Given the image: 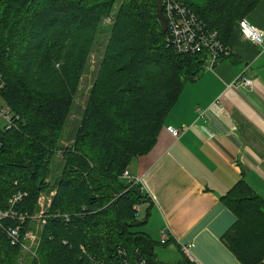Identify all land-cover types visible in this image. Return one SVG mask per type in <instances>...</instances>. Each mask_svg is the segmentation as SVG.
<instances>
[{"label":"trees","instance_id":"16d2710c","mask_svg":"<svg viewBox=\"0 0 264 264\" xmlns=\"http://www.w3.org/2000/svg\"><path fill=\"white\" fill-rule=\"evenodd\" d=\"M117 1L0 0V99L21 118L19 130L0 126V209L21 194L15 210L33 216L39 197L55 191L37 259L28 264H194L185 256L159 260L155 248L162 244L140 231L134 210L145 196L137 182L123 178L134 159L154 148L185 82L207 62L205 52L180 55L168 47L157 19L161 0H121L75 139L61 146L103 18ZM179 1L225 45L261 2ZM58 152L63 168L51 182ZM222 201L237 219L225 244L242 264H264V200L241 181ZM32 225L28 220L23 227ZM20 253L0 228V264H19Z\"/></svg>","mask_w":264,"mask_h":264},{"label":"crops","instance_id":"0c3cea01","mask_svg":"<svg viewBox=\"0 0 264 264\" xmlns=\"http://www.w3.org/2000/svg\"><path fill=\"white\" fill-rule=\"evenodd\" d=\"M245 19L264 32V0ZM227 46L229 56L185 82L154 148L128 167L145 196L140 231L173 238L155 248L164 263L180 262L181 245L193 244L194 264H242L223 240L237 219L222 197L243 181L264 200V49L238 24ZM242 77L252 89L230 87Z\"/></svg>","mask_w":264,"mask_h":264},{"label":"built area","instance_id":"2783aa9c","mask_svg":"<svg viewBox=\"0 0 264 264\" xmlns=\"http://www.w3.org/2000/svg\"><path fill=\"white\" fill-rule=\"evenodd\" d=\"M163 13L167 20V32L165 33V41L168 47L172 48L176 54L180 55H194L205 52L207 54L206 68H213L221 59L226 58L230 54V48L225 45L218 34V32L203 20H201L188 6L179 0H161ZM238 27L241 30L244 38L264 49V32L255 29L244 18L238 22ZM2 79V74H0ZM254 81L242 77L236 80L230 87L234 89H252ZM3 88V83L0 84ZM21 120L18 114H15L11 108L0 99V126L5 130H19L18 124ZM167 130L175 137L179 138L183 130L174 127H168ZM123 178L129 181H135L131 176L129 170L124 172ZM55 191L50 192L49 195H41L38 200V211L35 215L19 214L15 210L16 204L23 198L19 194L12 198L9 202V208L5 211L0 209V228L6 235L8 241L12 246H19L21 252L28 258L37 259V251L41 243V232L46 223V212L52 203V197ZM134 210L139 215L138 205L134 206ZM58 217L60 215H57ZM69 220V216L62 215ZM11 219L20 222V225L7 226L4 221ZM32 221L35 227L25 229L23 224L26 221ZM172 238L169 233L162 234L160 243L165 245ZM173 239V238H172ZM193 244L181 245V252L192 263L195 259L191 253ZM95 264H106L95 263ZM128 264V263H126Z\"/></svg>","mask_w":264,"mask_h":264},{"label":"rangeland","instance_id":"374dc122","mask_svg":"<svg viewBox=\"0 0 264 264\" xmlns=\"http://www.w3.org/2000/svg\"><path fill=\"white\" fill-rule=\"evenodd\" d=\"M120 4H121V0H118L114 6L113 11L107 17L103 18V22L99 30V33L97 35L96 42L89 56L86 68L83 71V75L80 79V85L74 98L71 113L68 117L64 130L62 132V136H61L62 147L69 146L75 139L76 132L80 126V120L82 114L90 97L92 86L101 68L104 54L106 51V46L111 34V26L114 24ZM38 10H40V8L37 7L31 11L32 13H35ZM39 18L44 19L45 18L44 14L43 15L40 14ZM61 155L62 153L58 152L52 157L51 172L50 175L48 176V179L51 182H53L60 175L62 171L63 160L61 159L62 157ZM160 248H161L160 246L156 247V249L158 250ZM28 261H30V259L21 252L18 257L19 264H28Z\"/></svg>","mask_w":264,"mask_h":264},{"label":"water","instance_id":"95a60500","mask_svg":"<svg viewBox=\"0 0 264 264\" xmlns=\"http://www.w3.org/2000/svg\"><path fill=\"white\" fill-rule=\"evenodd\" d=\"M157 19L161 23V32L166 33L167 27H168L167 26V20H166L164 13H163L162 5L160 3H158V5H157Z\"/></svg>","mask_w":264,"mask_h":264}]
</instances>
